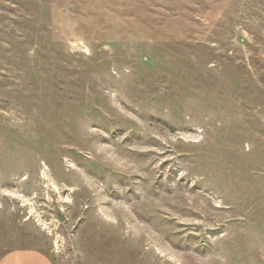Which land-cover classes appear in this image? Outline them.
<instances>
[{
    "label": "rangeland",
    "instance_id": "1",
    "mask_svg": "<svg viewBox=\"0 0 264 264\" xmlns=\"http://www.w3.org/2000/svg\"><path fill=\"white\" fill-rule=\"evenodd\" d=\"M264 264V0H0V256Z\"/></svg>",
    "mask_w": 264,
    "mask_h": 264
},
{
    "label": "crops",
    "instance_id": "2",
    "mask_svg": "<svg viewBox=\"0 0 264 264\" xmlns=\"http://www.w3.org/2000/svg\"><path fill=\"white\" fill-rule=\"evenodd\" d=\"M0 264H54L44 252L22 248L10 250L0 256Z\"/></svg>",
    "mask_w": 264,
    "mask_h": 264
}]
</instances>
